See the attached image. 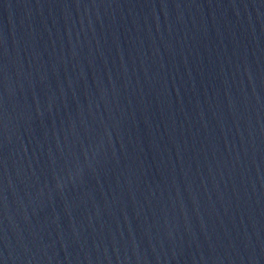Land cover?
<instances>
[{
  "label": "water",
  "instance_id": "1",
  "mask_svg": "<svg viewBox=\"0 0 264 264\" xmlns=\"http://www.w3.org/2000/svg\"><path fill=\"white\" fill-rule=\"evenodd\" d=\"M0 264H264V0H0Z\"/></svg>",
  "mask_w": 264,
  "mask_h": 264
}]
</instances>
